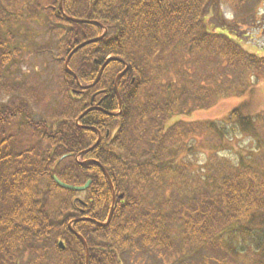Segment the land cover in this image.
<instances>
[{
  "label": "trees",
  "instance_id": "obj_1",
  "mask_svg": "<svg viewBox=\"0 0 264 264\" xmlns=\"http://www.w3.org/2000/svg\"><path fill=\"white\" fill-rule=\"evenodd\" d=\"M60 1L0 0V264H86L79 235L89 264H124L132 250L166 264H248L243 256L264 264V114L234 109L225 121L167 125L264 77V56L236 42L217 10L249 0H64L62 11ZM44 12L58 34L64 89L61 108L37 118L17 80L15 27ZM209 13L220 32L208 29ZM105 29L68 71L70 53ZM198 137L210 160L197 158ZM244 137L249 155L227 159L225 147ZM97 162L116 192L105 226L113 190ZM54 177L90 186L81 199Z\"/></svg>",
  "mask_w": 264,
  "mask_h": 264
},
{
  "label": "rangeland",
  "instance_id": "obj_2",
  "mask_svg": "<svg viewBox=\"0 0 264 264\" xmlns=\"http://www.w3.org/2000/svg\"><path fill=\"white\" fill-rule=\"evenodd\" d=\"M250 1L251 0H249V5L243 6L238 11H235L233 6L228 2L223 1L219 4L220 7L218 6L217 10L219 11V16H221V18L228 23V27L232 29V38H234L236 42L245 50L257 56H264V0H253L251 5ZM249 9L250 12H248ZM212 15L214 14L209 13L205 19V22L209 24L208 29L213 32H220V29L210 24V21L212 23L215 22V20L213 21L211 18ZM46 23H50V20H48V13L44 12V14L40 15L39 22H24V24L15 27V29H18L17 32L20 35L16 44H19L17 47L21 50L19 57L20 70L17 80L19 82H24L21 95L31 93L32 98H29L30 107L38 115L37 118L47 117L52 111L61 108L62 100L60 94L64 89L62 85L63 65L57 58L58 34L46 27ZM106 33L108 34V30H106ZM234 109H242V112L246 116L264 114V77H252L247 92L240 97L224 98L211 108L196 110L187 116L173 117L167 125L169 126L179 119H183L186 122L225 121L230 112ZM197 143L199 144V150L201 152V155L198 154L197 158H207L210 160V154L203 148V144H207L204 143V137H198ZM252 147V141L244 137L240 140L230 141L229 145L225 147L224 152H227V159H233L239 154L245 156L249 155L248 151ZM260 155L261 158H264V153ZM223 161V159H219L217 163L222 166ZM176 192L177 190H175V193L169 192V196L177 195ZM84 197V192L79 195L81 199ZM61 199L63 198H59L60 202ZM57 201L58 198L52 199L51 202L54 205L53 208H51L52 211L56 209L55 206H58L57 204L59 202L57 203ZM81 240L87 245L83 237ZM87 255L89 257V250L86 247V262ZM241 259L250 264V260L253 259V256L250 258L243 256ZM124 264L166 263H163V261L161 262L154 251L150 253L144 252L143 255L138 250H132L125 253Z\"/></svg>",
  "mask_w": 264,
  "mask_h": 264
},
{
  "label": "water",
  "instance_id": "obj_3",
  "mask_svg": "<svg viewBox=\"0 0 264 264\" xmlns=\"http://www.w3.org/2000/svg\"><path fill=\"white\" fill-rule=\"evenodd\" d=\"M63 2H64V0H61V1H60V5H59L61 11L63 10ZM69 20L72 21V22H77V23H87V24H91V23H92V22H90V21L79 20V19H74V18H69ZM98 24H99V23H98ZM99 25H100V24H99ZM102 38H103V37H100V38H98V39L90 40V41H87V42H84V43L78 45V46H77V47H76V48L70 53L69 57L67 58V60H66V62H65L66 69H67L68 71L71 72V70H70L69 67H68V63H69V60L71 59V57L75 54V52H77L79 49H81L82 47H84V46H86V45H88V44L96 43V42L100 41ZM103 69H104V67H102L101 71L99 72V75H98V77H97V79H96V81H95L94 84H96V83L99 81ZM71 73H72V72H71ZM72 74H73V73H72ZM121 75H122V73H121L120 75H118V77H117V81L119 80V78L121 77ZM75 78L78 80V78H77L76 76H75ZM119 101H120V106H121V103H122V102H121V99H120ZM92 109H93V108H91V109H89L88 111H86V112L83 114V116H85V115H86L89 111H91ZM83 116H82V117H83ZM100 141H101V137L99 138V140H98V142L95 144V146L92 147V148H90L87 152L92 151V150L98 145V143H99ZM97 164L100 166V168L102 169L103 173H104L105 176L107 177V179H108V181H109V184H110V186H111V188H112V190H113V192H114V186H113V184H112V181H111V178H110L108 172L106 171V169H105V168H104L99 162H97ZM55 181H56L57 184H59L61 187L65 188V189H68V190H72V191H85V190L88 189L89 184H90V182H88L85 186H82V187L72 186V185H68V184H66V183H64V182H62V181H60V180H59L58 178H56V177H55ZM120 197L123 198V195H121ZM115 200H116V197H115V192H114V196H113V206H112L111 211H110L109 219H110V217H111V215H112V213H113V211H114ZM100 225L104 226V225H106V224H100ZM80 238H82V237L80 236ZM82 240H83V239H82ZM83 241H84V240H83ZM84 243H85V242H84ZM60 245H61V247H62V243H61ZM85 245H86V244H85ZM88 260H89V257H88V255H87V262H86L87 264H88Z\"/></svg>",
  "mask_w": 264,
  "mask_h": 264
},
{
  "label": "flooded vegetation",
  "instance_id": "obj_4",
  "mask_svg": "<svg viewBox=\"0 0 264 264\" xmlns=\"http://www.w3.org/2000/svg\"><path fill=\"white\" fill-rule=\"evenodd\" d=\"M80 220V219H79Z\"/></svg>",
  "mask_w": 264,
  "mask_h": 264
}]
</instances>
